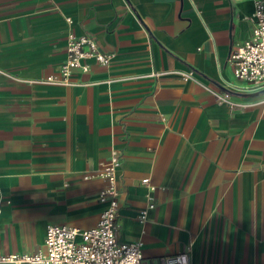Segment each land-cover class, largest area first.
Returning a JSON list of instances; mask_svg holds the SVG:
<instances>
[{"label":"crops","instance_id":"1","mask_svg":"<svg viewBox=\"0 0 264 264\" xmlns=\"http://www.w3.org/2000/svg\"><path fill=\"white\" fill-rule=\"evenodd\" d=\"M256 1L0 0V256L35 253L50 225L95 228L107 183L85 176L117 148L119 240L144 264H264V90L229 62ZM70 35L111 64L36 83L60 76Z\"/></svg>","mask_w":264,"mask_h":264},{"label":"built area","instance_id":"2","mask_svg":"<svg viewBox=\"0 0 264 264\" xmlns=\"http://www.w3.org/2000/svg\"><path fill=\"white\" fill-rule=\"evenodd\" d=\"M253 37L237 45L230 55V64L234 68L237 80L249 85L250 91L264 90V0L255 2ZM71 24V19H67ZM67 58L61 67L59 77H50L36 83L70 85L75 71H90L88 61L96 60L102 65L111 64V56L100 52L95 40L88 37L70 35L67 41ZM160 77L163 73H154ZM193 70L184 74L185 80H194ZM219 104H227L232 108L242 107L231 101L232 93L213 92ZM122 169L121 152L113 148L108 161L100 172L85 176V180L101 179L107 187L99 194V200L106 205L98 225L90 230H81L72 226H54L47 228L45 242L33 254H9L0 256V264H144L142 242L125 243L119 240L120 227L118 217L120 199L123 189L120 186ZM149 187L148 207L141 213V220L146 221L148 212L155 209L154 186L150 180L142 181ZM2 210L0 208V215ZM188 252L164 257L159 264H190Z\"/></svg>","mask_w":264,"mask_h":264}]
</instances>
